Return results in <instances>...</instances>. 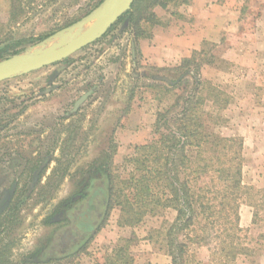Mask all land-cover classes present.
<instances>
[{
	"label": "rangeland",
	"instance_id": "1",
	"mask_svg": "<svg viewBox=\"0 0 264 264\" xmlns=\"http://www.w3.org/2000/svg\"><path fill=\"white\" fill-rule=\"evenodd\" d=\"M102 2L0 0V50L17 46L30 53L64 44L84 28L66 29ZM213 3L207 8L197 1L193 7L170 4L168 12L157 7L155 14L164 19L170 18V10L184 17L171 16L167 27L143 26L153 34L158 29L163 42L184 36L191 45L195 38L217 44L214 53L225 63L205 67L196 78L201 80V108L210 124L216 123V133L243 141L242 179L257 215L252 221L253 207L245 199L240 203L242 239L252 253L239 256L235 264H264V0ZM43 34L50 38L30 39ZM143 40L116 26L70 55L68 65L59 61L0 81V200L9 189L13 197L1 213L0 247L9 243L13 258L40 252L44 259L42 250L67 224L71 207L100 188L101 221L83 246L66 258L60 256L61 263L50 259L40 264L101 263L120 238L132 239L134 264H171L164 232L175 211L159 208L133 228L119 227L120 209L109 207L99 172L101 168L108 182L127 177L135 148L154 136L156 114L174 102L175 95L166 89L184 74L153 69L175 66L181 58L164 46L148 61ZM207 156L209 152L203 154ZM196 253L206 261L204 247Z\"/></svg>",
	"mask_w": 264,
	"mask_h": 264
},
{
	"label": "trees",
	"instance_id": "2",
	"mask_svg": "<svg viewBox=\"0 0 264 264\" xmlns=\"http://www.w3.org/2000/svg\"><path fill=\"white\" fill-rule=\"evenodd\" d=\"M191 1L134 0L130 9L119 16L108 32L120 26L130 29L136 38L151 39L152 28L146 31L144 23L150 27H167L173 18L184 17L178 10H170V18L164 19L155 14V8L168 12L170 4L187 6ZM49 37V34H43L30 39L39 42ZM207 46H210V51H205ZM216 47L215 42L203 40L199 48L182 57L177 65L153 66L160 73L184 72L173 88L166 89L175 95L174 102L156 114L154 136L145 145L135 148L137 155L131 159L133 167L125 179L116 183L110 179L108 182L103 170L99 169L101 181L106 185L103 194L109 207L120 209L119 227L133 228L159 208L175 211L174 220L164 232L167 248L164 251L171 264H235L239 256L252 253L242 239L238 212L245 199L254 209L252 221H255L256 206L250 202L242 179L243 141L239 137L216 133V123L212 121L210 124L211 119L201 108L204 103L199 97L201 80L196 78L201 71L208 66L219 68L225 63L219 54L214 53ZM21 49L5 46L0 50V60L20 53ZM59 63L68 65L70 57ZM146 85L154 87L153 83ZM115 152L112 140L110 153L114 155ZM207 152L210 156L203 157ZM96 181L93 179V186ZM11 194L12 190H7L0 200V220L1 213L13 198ZM131 244V238H120L111 254L96 264H134V255L129 250ZM203 247L208 252L206 261L197 258L196 250ZM39 253L27 259H16L9 243H5L0 247V264H40L50 259L61 263L60 256H69L53 248L52 244L42 250L44 259Z\"/></svg>",
	"mask_w": 264,
	"mask_h": 264
},
{
	"label": "water",
	"instance_id": "3",
	"mask_svg": "<svg viewBox=\"0 0 264 264\" xmlns=\"http://www.w3.org/2000/svg\"><path fill=\"white\" fill-rule=\"evenodd\" d=\"M134 0H103L102 4L70 28L74 31L84 28L70 41L48 48L25 53L20 52L0 60V81L21 73L59 62L101 37L108 28L131 7ZM50 38V37H49ZM49 38L45 39L47 41ZM41 41V42H44Z\"/></svg>",
	"mask_w": 264,
	"mask_h": 264
},
{
	"label": "flooded vegetation",
	"instance_id": "4",
	"mask_svg": "<svg viewBox=\"0 0 264 264\" xmlns=\"http://www.w3.org/2000/svg\"><path fill=\"white\" fill-rule=\"evenodd\" d=\"M101 195L98 188L90 193L89 198H83L73 205L69 211L67 224L56 230L48 244L68 255L81 247L99 224ZM56 246H59V249Z\"/></svg>",
	"mask_w": 264,
	"mask_h": 264
},
{
	"label": "crops",
	"instance_id": "5",
	"mask_svg": "<svg viewBox=\"0 0 264 264\" xmlns=\"http://www.w3.org/2000/svg\"><path fill=\"white\" fill-rule=\"evenodd\" d=\"M196 1L198 2V5H202V7L207 8V6H212L213 4H216L213 2H216L217 0H210V2H208V0H194L192 4L190 3V7L191 6L193 7V5L196 4ZM161 38L162 37L158 35V29H155L153 37L151 39H144L142 41V53L144 57L147 58L148 61H153V59L155 58L154 53L158 52L159 49L164 48V46L178 53L180 58L189 56L190 52L193 49L199 48L200 44L204 40L202 38H200L199 40L195 38L193 40V45H191L189 43L190 40L188 38H185L184 36L174 37L173 40L167 39V40H164V42Z\"/></svg>",
	"mask_w": 264,
	"mask_h": 264
}]
</instances>
